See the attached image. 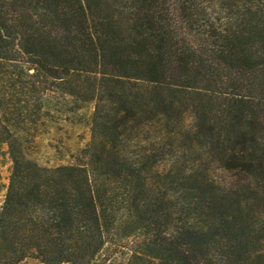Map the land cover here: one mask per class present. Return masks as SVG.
I'll return each mask as SVG.
<instances>
[{"label":"trees","instance_id":"16d2710c","mask_svg":"<svg viewBox=\"0 0 264 264\" xmlns=\"http://www.w3.org/2000/svg\"><path fill=\"white\" fill-rule=\"evenodd\" d=\"M0 144V264H264V0H0Z\"/></svg>","mask_w":264,"mask_h":264},{"label":"rangeland","instance_id":"374dc122","mask_svg":"<svg viewBox=\"0 0 264 264\" xmlns=\"http://www.w3.org/2000/svg\"><path fill=\"white\" fill-rule=\"evenodd\" d=\"M61 100V99H60ZM51 100L49 106L53 109L55 117L47 122L44 132L39 135L31 155L41 164H58L66 162L71 152H76L88 144L91 139V128L89 125L90 116L93 111L92 104L85 107L69 119V114L61 112L68 110L70 106L66 102ZM12 171V160L6 144H0V207L3 203L7 185ZM125 258L118 256L106 261L104 264H125ZM20 264H42L35 259L29 258ZM69 264V263H63ZM100 264V263H96Z\"/></svg>","mask_w":264,"mask_h":264}]
</instances>
